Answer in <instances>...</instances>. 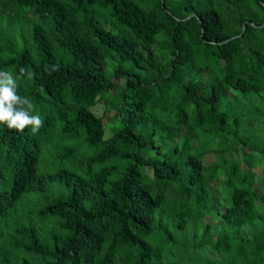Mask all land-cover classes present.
<instances>
[{"label":"trees","instance_id":"trees-1","mask_svg":"<svg viewBox=\"0 0 264 264\" xmlns=\"http://www.w3.org/2000/svg\"><path fill=\"white\" fill-rule=\"evenodd\" d=\"M0 70V264H264V0H0Z\"/></svg>","mask_w":264,"mask_h":264},{"label":"clouds","instance_id":"clouds-1","mask_svg":"<svg viewBox=\"0 0 264 264\" xmlns=\"http://www.w3.org/2000/svg\"><path fill=\"white\" fill-rule=\"evenodd\" d=\"M58 69L59 65L52 66L51 69L48 65L44 66V71L48 74ZM19 73L21 76L27 74L29 78L34 75L24 67L19 69ZM18 89L17 77L9 71L0 70V125L18 132H24L31 126L30 134H38L44 119L36 112L32 99L20 95Z\"/></svg>","mask_w":264,"mask_h":264},{"label":"rangeland","instance_id":"rangeland-1","mask_svg":"<svg viewBox=\"0 0 264 264\" xmlns=\"http://www.w3.org/2000/svg\"><path fill=\"white\" fill-rule=\"evenodd\" d=\"M123 79H117V78H114V82H115V87H114V89H112V92H114V90H115V88H116V85L117 84H119V83H123ZM111 94V93H110ZM112 98H114L113 97V95H110L109 97H108V99H112ZM106 98H104L103 100H101L99 103H97L95 106H93L92 107V111L93 112H95L97 115H99V116H101L102 117V119H103V121L106 123V122H108L109 120H110V118H111V115H113L114 114V109L113 108H111L109 111H107V110H105V108H106V106H105V102H107V100L108 99H106ZM247 103H248V101H246ZM107 124V123H106ZM254 125H255V123H253L252 125H250L249 127L250 128H255L254 127ZM260 126V128H262V129H264V125H263V123H258L257 124V126ZM256 126V127H257ZM105 134L106 135H110L111 133H112V130H111V128L109 127V125L107 124L106 125V128H105ZM214 158V156H213V154L212 153H209V154H207L206 156H205V158H204V161H205V163H209L212 159ZM230 158L232 159V160H234V161H237L242 167H245L246 165H245V163H244V161H243V159H242V154H241V152L239 151V150H237V151H232L231 153H230ZM262 159H264V156L262 157ZM255 169H258V167L257 168H255ZM261 174V171L260 170H258V175H260ZM209 218V216H205V219H208ZM209 222H211V223H214V220H212V221H209Z\"/></svg>","mask_w":264,"mask_h":264},{"label":"water","instance_id":"water-1","mask_svg":"<svg viewBox=\"0 0 264 264\" xmlns=\"http://www.w3.org/2000/svg\"><path fill=\"white\" fill-rule=\"evenodd\" d=\"M161 2H163V0H161ZM244 29H245V24H243V26H242V31H244ZM234 36H231L229 39H232ZM228 39V40H229Z\"/></svg>","mask_w":264,"mask_h":264}]
</instances>
